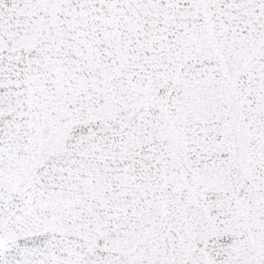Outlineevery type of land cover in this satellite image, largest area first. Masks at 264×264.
I'll return each mask as SVG.
<instances>
[{
	"label": "snow or ice",
	"instance_id": "6c2138e0",
	"mask_svg": "<svg viewBox=\"0 0 264 264\" xmlns=\"http://www.w3.org/2000/svg\"><path fill=\"white\" fill-rule=\"evenodd\" d=\"M0 264H264V0H0Z\"/></svg>",
	"mask_w": 264,
	"mask_h": 264
}]
</instances>
